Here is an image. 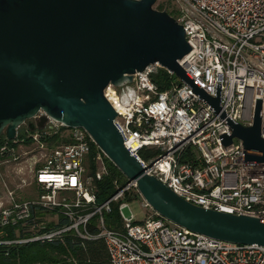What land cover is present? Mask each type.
Segmentation results:
<instances>
[{
  "label": "built area",
  "instance_id": "built-area-1",
  "mask_svg": "<svg viewBox=\"0 0 264 264\" xmlns=\"http://www.w3.org/2000/svg\"><path fill=\"white\" fill-rule=\"evenodd\" d=\"M171 15L181 25L189 50L178 60L183 70L214 96L234 122L252 120L254 100L260 99V136L264 138V0H171ZM148 64L129 81L108 83L102 96L114 110L112 125L124 148L152 175L183 200L203 209L264 219V162L241 161L242 145L233 137L222 145L218 134L230 129L178 80L158 90ZM167 71V70H166ZM172 74L171 72L167 71ZM44 114L40 109L33 117ZM0 142V164L10 167L15 189L2 183L0 227H24L26 235L2 243L100 239L109 264H264V245L233 243L192 232L152 210L144 218L124 216L120 227L104 225L110 203L127 182L101 203H95L93 177L86 174L88 156H104L82 127L66 126L46 116L41 128ZM18 128V127H17ZM145 150L142 156L140 150ZM33 195L17 198L18 188Z\"/></svg>",
  "mask_w": 264,
  "mask_h": 264
},
{
  "label": "water",
  "instance_id": "water-1",
  "mask_svg": "<svg viewBox=\"0 0 264 264\" xmlns=\"http://www.w3.org/2000/svg\"><path fill=\"white\" fill-rule=\"evenodd\" d=\"M155 0H0V135L15 136L20 124L43 127L46 116L82 127L139 196L157 214L192 232L233 243L264 245V219L203 209L173 193L122 144L112 125L114 110L102 96L108 83L131 80L156 63L212 110L230 129L241 161L264 162L260 99L249 125L232 121L218 105L219 83L208 95L178 60L189 50L183 29ZM40 109L44 114L33 117Z\"/></svg>",
  "mask_w": 264,
  "mask_h": 264
},
{
  "label": "trees",
  "instance_id": "trees-1",
  "mask_svg": "<svg viewBox=\"0 0 264 264\" xmlns=\"http://www.w3.org/2000/svg\"><path fill=\"white\" fill-rule=\"evenodd\" d=\"M160 9L158 8V10ZM167 13L172 14L171 11ZM150 79L158 90L167 89L176 80L173 74L161 67H157L150 74ZM22 132L17 131V134L21 135ZM3 139L4 136L1 134L0 142ZM94 151L95 149L92 148L86 167V174L92 176H94L95 170L92 159ZM140 153L143 157L146 156L145 150H140ZM103 158L107 167V174L101 175L98 179L93 177L92 180L95 203H101L112 195L116 190V185L121 187L127 182L116 167L106 157ZM127 192H123L121 199L110 203V211L104 214L105 226L120 227L116 213L118 204L121 201L127 202L137 195H130ZM24 235H26L24 227L19 226V224L0 227V241L18 239ZM0 264H109V261L104 244L100 239L81 241L67 236L63 241L44 240L10 242L8 244L0 242Z\"/></svg>",
  "mask_w": 264,
  "mask_h": 264
},
{
  "label": "rangeland",
  "instance_id": "rangeland-1",
  "mask_svg": "<svg viewBox=\"0 0 264 264\" xmlns=\"http://www.w3.org/2000/svg\"><path fill=\"white\" fill-rule=\"evenodd\" d=\"M152 8L157 9L161 8L160 10H165L166 12H170L173 9V6L171 4V0H155L154 3L152 4ZM156 70V69H155ZM24 127V123L20 124L18 126L17 131L22 132V129ZM105 156H101L100 160L95 164V170L98 172H102V175L107 174V167L104 162ZM9 169L10 167H6L3 164H0V190H2V183L5 184V186H8L12 189H15V178L11 177L9 174ZM17 190L15 189V192ZM130 195L135 194L134 189H128V192ZM33 195V191L31 188H18L17 192V198L19 199H25L28 197H31ZM122 213L124 216H128L130 212L133 213V216L137 219L140 220L144 218L146 214V209L140 206V196L136 195L133 199L127 201V205L124 206L121 209ZM2 233V232H1Z\"/></svg>",
  "mask_w": 264,
  "mask_h": 264
},
{
  "label": "flooded vegetation",
  "instance_id": "flooded-vegetation-1",
  "mask_svg": "<svg viewBox=\"0 0 264 264\" xmlns=\"http://www.w3.org/2000/svg\"><path fill=\"white\" fill-rule=\"evenodd\" d=\"M25 126H26V124H25Z\"/></svg>",
  "mask_w": 264,
  "mask_h": 264
}]
</instances>
